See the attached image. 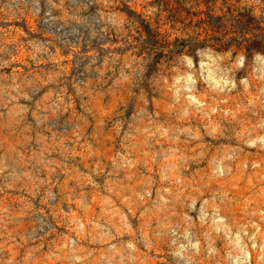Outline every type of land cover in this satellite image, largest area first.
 <instances>
[{"label":"rangeland","instance_id":"obj_1","mask_svg":"<svg viewBox=\"0 0 264 264\" xmlns=\"http://www.w3.org/2000/svg\"><path fill=\"white\" fill-rule=\"evenodd\" d=\"M200 1L0 0V264H264V55Z\"/></svg>","mask_w":264,"mask_h":264},{"label":"trees","instance_id":"obj_2","mask_svg":"<svg viewBox=\"0 0 264 264\" xmlns=\"http://www.w3.org/2000/svg\"><path fill=\"white\" fill-rule=\"evenodd\" d=\"M198 15L196 16L197 27L192 35H189V52L207 47L209 43L216 44L222 50L227 47L228 41L238 42L237 52L243 54L247 59L255 55H264V29L257 35V18L252 15H236L228 0H208L198 2L196 5ZM129 14L136 15L135 12L128 10ZM157 31H151L150 25L143 22L142 32L140 33L143 46H153L148 38H155ZM178 40V39H177ZM185 42L184 39H181ZM153 42V41H152ZM149 49V48H148ZM177 47L174 43H167L165 50L160 57L172 55ZM158 65L154 59L149 67L153 71Z\"/></svg>","mask_w":264,"mask_h":264}]
</instances>
